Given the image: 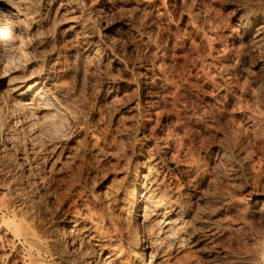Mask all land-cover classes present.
<instances>
[{"label": "rangeland", "instance_id": "374dc122", "mask_svg": "<svg viewBox=\"0 0 264 264\" xmlns=\"http://www.w3.org/2000/svg\"><path fill=\"white\" fill-rule=\"evenodd\" d=\"M76 6L80 15L78 21H75L80 28L77 38L67 37L66 27L59 25L58 21L48 24L46 35L50 42L43 54L48 55L51 50L62 51L65 47L74 46L76 42L80 46L95 44L96 48L99 46V52L97 51L95 58L88 62L86 69H71V84L87 103L89 112L85 124L77 134V141L63 142L61 149L59 148L61 156L58 157L57 167L50 173L48 169L45 170L47 178L42 181L43 186L37 192L39 203L36 207L37 215L45 227H56L68 214L75 211L74 214L77 215H83L86 210L94 212L99 221L115 217L122 200L121 195L130 188L128 175L138 168H148L157 157H160L162 162L157 168L158 171L167 170L168 161L173 160L170 168H174L176 164L177 179L180 186L186 188L195 179V175L197 178L202 170L204 172L205 169H212L210 158L213 153L210 148L220 145V140H223L221 134L228 132L226 126L230 123L229 126L232 127L239 119L249 124L253 122L255 127L252 132L246 131L249 136L247 140L242 137L243 131L240 132L241 135L239 133L240 160L235 159L237 169L230 170L227 163H222L217 165L214 171L221 175L227 172L239 176V180H233L234 186L239 188L244 186V182L251 186L250 181L244 180L251 171V168L248 169L250 161L254 160V169H261L259 171L264 174V144L258 147L256 137L264 127V0H76ZM51 25L55 27L52 28ZM237 28L242 33L239 48L233 51L234 53L223 56L218 47L221 38ZM239 50L243 51V62L240 63V69H236L234 64L235 61L237 64ZM148 72L155 77H151ZM229 79L235 85H230L233 84L231 82L228 84ZM253 82L255 84H252ZM258 87L261 91L257 92ZM217 94H220L219 98H216ZM208 110L213 116L206 115ZM221 113L224 116H221ZM211 117L217 119L218 129L214 132L216 136L212 132L206 131L198 135L192 131V126L207 128ZM234 117L232 122L231 118ZM226 134L225 138L229 137V134ZM209 135L214 136V140ZM50 136L57 138L59 134L53 132ZM245 146L251 147L249 149ZM12 157L16 159L15 154H12ZM259 160L262 163H259ZM4 168L9 170L10 165ZM157 184L163 185L158 179ZM263 186L261 184L257 189L260 190ZM224 189L222 186L221 190ZM252 192L254 191L251 190V194ZM248 195L250 196V192L245 198H248ZM103 197L109 202H104ZM173 199L180 201L177 194L173 195ZM200 208L196 209V212L193 211V218H189L190 224L198 227L200 233H196L188 247L185 264H250L240 240H234L231 247H227V242L216 237V232L221 228V221H203V209ZM253 221V231L262 235L264 219L254 218ZM201 224L205 226L202 227ZM206 231H212L214 236L210 237Z\"/></svg>", "mask_w": 264, "mask_h": 264}, {"label": "bare ground", "instance_id": "6f19581e", "mask_svg": "<svg viewBox=\"0 0 264 264\" xmlns=\"http://www.w3.org/2000/svg\"><path fill=\"white\" fill-rule=\"evenodd\" d=\"M78 16L80 15L76 0H0V264H171V262L172 264H182L184 259H187L188 247L193 242L194 236L196 233H200V229L192 223L190 224L189 221V218H193V211L200 207L203 209L201 211L203 221L204 219L209 222L221 221V228L216 232L217 239L227 242V247H231L234 240H240V245L246 250L247 254L245 255H248L250 264H264V233L261 231L262 235L257 234L253 231L252 226L254 218L264 219V186L258 190L261 184L264 185V174L259 171L261 170L258 169L259 167L258 170L254 169L252 162L254 160L251 159L252 161L248 164L249 168L245 167L246 169L251 168V171L244 178L245 181L251 182V186L244 182V186L239 188L233 183V180H239V176L227 172L221 175L214 171V168L222 163H227L230 170L237 169L235 159L240 160V132L243 131L242 137L247 140L249 136L246 135V131L252 132L255 127L253 122L249 124L242 119L238 121L236 119L237 123L234 121L236 124H231L232 127L229 126L230 123L228 126L225 123L228 132L224 133L223 130L222 132L225 135L228 133L229 137L225 138V135L221 134L223 140L220 142L222 141V143L210 148L213 153L210 158L212 169H205L204 172L202 170L203 173L201 172L197 178L195 175V179L191 184L188 182L190 185L186 188L183 189L177 179L176 164L174 168H170L173 160L171 162L167 160V170L158 171L157 168L162 162L160 157H157L148 168H138L128 175L131 182L130 188L121 195L122 200L117 207L118 211L115 217L99 221L94 212L83 210L85 212L83 215L74 214L76 211L68 214L56 227L54 225L45 227L42 224L36 207L39 203L37 192L43 186L42 181L47 178L45 170L48 169L50 173L55 166L57 167L58 157L61 156L59 148L63 142L75 143L77 141V134L85 124L89 112L87 103L81 99L74 85L71 84V69H86L88 62L94 59L99 52V46L96 48L95 44L80 46L76 42L74 46L65 47L63 50L61 49L62 51L51 50L48 55H44L43 51L50 42L46 35V28H49L48 24L58 21L59 25L66 27L67 37L77 38V31L80 28L75 21ZM241 36L239 28L223 35L218 46L221 54L226 56L230 52L236 51L239 48ZM213 49L215 48L213 47ZM25 59L27 60L25 61ZM236 59L237 64L235 61L234 68L240 69V63L243 62V51L239 50ZM160 62L162 66L163 60ZM156 65L158 66V64ZM153 66L152 69L155 67ZM219 74L220 72L217 75ZM152 75L151 77H153ZM215 77L217 76L215 75ZM225 79L227 80V78ZM230 82L229 79L228 84ZM230 85H235V83ZM260 89L258 87V90L255 89V91L258 92ZM220 94H217L216 98H219ZM155 95L157 96L158 93ZM208 111L206 115L209 117L212 112ZM221 116L224 114L221 113ZM213 118L208 119L209 121L206 119L209 122L207 128L192 126V131L198 135L206 131L216 133L218 124L216 123L217 119ZM234 119L235 117L231 118L232 122ZM188 125L190 124L188 123ZM263 128L258 133L259 138L256 136L258 145L256 142L255 144L258 147L264 144ZM53 132L59 136L52 138L50 134ZM219 132L221 133L220 129ZM215 133L214 136H216ZM53 136L55 137V135ZM214 136L210 137L215 138ZM254 140L256 141V139ZM257 146L256 150H258ZM245 147L250 149L251 146ZM245 153L243 152V154ZM12 154L13 156L15 154L16 159L12 157ZM255 159L258 160L257 157ZM6 165H10L9 170L4 168ZM191 170L193 171V169ZM46 173L48 172L46 171ZM48 176L50 175L48 174ZM157 179L163 185H158ZM222 186L225 188L224 191L221 190ZM251 190L254 191L252 194ZM249 192L250 196L245 198ZM174 194L178 195L179 202L173 199ZM106 197H103V201L109 202ZM201 212L199 211L200 214ZM205 233L210 237L214 236L211 234L212 231ZM238 248L240 249V247Z\"/></svg>", "mask_w": 264, "mask_h": 264}]
</instances>
